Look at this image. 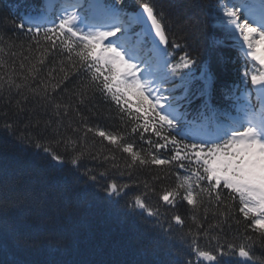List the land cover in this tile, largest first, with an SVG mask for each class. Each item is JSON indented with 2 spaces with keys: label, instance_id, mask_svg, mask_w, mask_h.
<instances>
[{
  "label": "snow or ice",
  "instance_id": "1",
  "mask_svg": "<svg viewBox=\"0 0 264 264\" xmlns=\"http://www.w3.org/2000/svg\"><path fill=\"white\" fill-rule=\"evenodd\" d=\"M12 7L25 11L0 12V133L36 164L0 173V264L66 247L68 180L143 226L166 257L144 264H264V0ZM201 46L233 50L237 80L219 83Z\"/></svg>",
  "mask_w": 264,
  "mask_h": 264
},
{
  "label": "trees",
  "instance_id": "2",
  "mask_svg": "<svg viewBox=\"0 0 264 264\" xmlns=\"http://www.w3.org/2000/svg\"><path fill=\"white\" fill-rule=\"evenodd\" d=\"M0 12L7 13L6 6L4 5L3 0H0ZM203 48L204 46H201L199 51ZM218 58L219 57L217 56L216 61H218V64L221 65V62L219 61ZM234 61H235V56H233L232 50L230 49L228 51L227 61L225 63L226 71L223 74L224 80L232 79L233 77L236 76ZM103 108L111 109L113 112L115 111L114 107L110 104H104ZM106 123L109 130L112 129H115L116 131L120 130V128L117 127L118 122L109 121ZM19 156L20 153L18 152V149L14 146V141L12 140L11 142H9L8 137L5 136L3 133H0V173L6 172L9 175L19 176L22 175L26 170H28L29 161L24 155L20 157ZM75 228H77L76 224L70 227V230L73 231ZM101 230L103 229L102 228L97 229V231H101ZM202 243L205 244L206 241H202ZM81 254H85V252L80 253V255Z\"/></svg>",
  "mask_w": 264,
  "mask_h": 264
}]
</instances>
